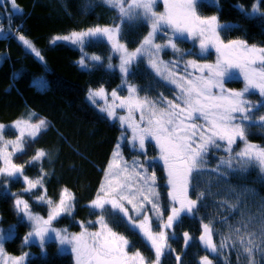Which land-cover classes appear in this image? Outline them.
<instances>
[{
    "label": "snow or ice",
    "instance_id": "6c2138e0",
    "mask_svg": "<svg viewBox=\"0 0 264 264\" xmlns=\"http://www.w3.org/2000/svg\"><path fill=\"white\" fill-rule=\"evenodd\" d=\"M158 2L159 0H99L100 4L116 13L111 24L72 31L68 35L55 36L50 41L52 44L57 41L70 42L83 48L86 39H104L112 51L119 53V63L115 65L111 63V56L104 58L95 54L82 56L78 63L81 68L102 66L107 70L119 69L121 85L118 88H125L128 96L121 98L117 89H113V103L100 108V111L109 119H118L121 127L127 124L131 128L130 146L143 154L144 160L137 157L129 165L123 161L119 151L120 144L117 143L113 158L105 169L104 182L101 183L96 198L89 203L91 209L98 210L97 220L89 221L99 224L98 231L90 232L83 224V230L78 234L70 233L66 228L52 226L53 221L61 215H71L74 208V197L67 188L62 190L58 202L46 198V194L36 198L38 202L49 205L47 219L33 214L27 201L16 199L14 207L24 213L21 221L27 219L31 222L32 230L24 237V241L38 243L43 255H46V242L54 241L57 243L58 254L68 251L69 248L65 246H70V251L75 255V264H160V258L166 250L174 251L168 240L170 236H175V232L166 230L179 224L182 216H194L198 212V203L203 202L206 197H214L223 187L224 191L235 195L236 202L230 204L225 199L219 203L227 205L229 211L234 212L240 209L248 197L258 195L255 188L247 185L240 186L238 191L237 186L225 183L230 175L238 174L243 177L250 168H256L257 179L264 183V146L248 140L252 127L264 129V115H255L264 107V48L249 46L243 40L224 43L219 37V30L230 25L220 24L216 15L200 16L196 11L198 0H163L162 12L155 10ZM208 2L210 6L218 7V0ZM9 4L11 10L22 11L16 6L15 0H0V8ZM258 4L259 0L252 6L251 13L246 15L260 14ZM86 7L94 8L95 4L89 2ZM237 7L240 11H245L242 6ZM3 18L8 19L11 24L10 15ZM140 24L147 26L148 31L134 49H129L127 43L122 42L125 26L132 29ZM9 34H12L10 27L7 34L0 29V38H7ZM157 36H161L164 42L157 43ZM187 37H199L200 54L207 52L210 45L214 46L220 54L216 62L197 64L194 59L185 60L186 55L197 54L178 47L177 40ZM15 38L22 42L26 52L43 61L40 52L29 39L24 35ZM169 49L175 59L166 61L161 58L160 53ZM142 61L152 75V79L144 86L128 80L133 66H138ZM181 66L183 75L180 74ZM188 67L199 69L201 73L205 69L208 71L204 75L189 78ZM232 69H239L243 76L244 86L241 90L225 87L226 80L237 78V73ZM160 82L175 85L179 93L172 99L165 97L162 92H158L155 97L150 96L148 93L157 89ZM214 89L218 91L214 92ZM252 90H258L262 98L260 102L253 103L245 98ZM141 92L144 95L141 96ZM97 97H107L103 86L89 90L87 98L94 105ZM116 100H119L118 105ZM116 107L126 108L128 115L117 117ZM137 110L140 112L139 121L133 115ZM34 115L29 113L27 119L17 120L13 125L0 124V159L4 163L0 167V176L13 179L22 177L28 185L25 192L41 187L46 175L42 170L41 176L30 179L24 175L23 164L12 162L13 155L23 154L26 145L49 127L45 119L32 123ZM8 127L18 130L15 140L4 138V130ZM120 139H126L124 132ZM237 140L242 146L235 150L233 145ZM146 141H154L159 148V160L163 162L167 184L170 186L168 195L171 204L166 220L159 203L160 193L156 189L154 161L157 157L147 155ZM9 145L12 146V151H8ZM219 151H223L225 155L215 156ZM210 152L216 159V164L212 167H209ZM48 156V152L38 149L25 163L32 164ZM150 168L152 171H149ZM214 184L216 192H213ZM190 187L195 199L188 194ZM146 205H151V208H146ZM244 207L247 208L246 203ZM148 211L157 219L158 231L153 230L152 217L147 214ZM118 219L142 235L154 250V259L148 260L139 250L128 253L129 239L110 226ZM215 219L213 217L208 223H202L203 232L199 240L204 248L215 257H220L225 250L231 249L236 253V264H260V260L254 257L264 259V197L259 201L258 215L251 211H241V219L235 225L228 224L227 216L221 217L228 227L227 234L213 227ZM214 233L220 236L218 242L213 239ZM12 234L11 230L7 234L0 230V264H8V260H11V264H24L25 258L30 255L24 253L19 257L5 259L3 240L10 238ZM182 237L184 246L187 247L193 237L188 232H183ZM176 260L179 262L180 256ZM199 264H213V260L204 255L199 258ZM224 264H229L228 260Z\"/></svg>",
    "mask_w": 264,
    "mask_h": 264
},
{
    "label": "trees",
    "instance_id": "16d2710c",
    "mask_svg": "<svg viewBox=\"0 0 264 264\" xmlns=\"http://www.w3.org/2000/svg\"><path fill=\"white\" fill-rule=\"evenodd\" d=\"M91 2L94 8H87ZM20 13L14 15L6 12V7L0 8V24L12 27V34L7 38H0V124L10 125L21 119H27L29 113H34L31 122L36 123L39 119H45L49 123L46 131H41L34 141L27 144L23 154H15L12 162L24 165V173L30 179H36L46 173L43 185L47 191V196L52 201L59 200L63 189L67 188L74 194L75 212L72 217L62 216L55 220L54 225L58 228L67 227L70 230L74 227L76 217L87 218L98 217V211L91 210L88 204L95 196V185L100 183L113 152L119 142L121 133L131 129L124 126L118 119H109L106 114L100 111L98 105H93L87 98L90 89H98L101 86L111 92L113 89L120 91L122 95L127 94V90L121 85V73L119 69L107 70L102 66L92 68H81L78 61L85 54H96L107 58L111 55V48L108 42L91 39L87 41L81 49L73 44L50 41L55 36L68 35L72 31L85 30L94 25H108L112 23L116 15L114 11L99 3V0H15ZM257 0H218V7L210 6L208 0H200L196 4L197 13L202 17L216 15L220 24H227L230 27L219 30V37L224 43L234 40L246 41L249 46L255 45L264 48V0H259V13L254 16L246 15L251 13L252 6ZM161 5V3H160ZM240 5L245 10L240 11ZM11 7V5H10ZM83 9V10H82ZM11 16V24L3 16ZM148 31L147 26H139L129 29L125 26L122 42L127 43L129 49H134L139 40ZM24 35L29 39L34 47L40 52L43 61L38 60L34 54L26 52L22 42L15 36ZM159 40H163L159 36ZM177 45L181 49L197 53L196 55H186L185 60L198 59L200 61H213L208 58H201L199 49L192 47L187 39L177 40ZM171 54V52H166ZM214 54V53H213ZM173 55V54H172ZM161 56V55H160ZM175 59L171 57L170 60ZM116 64V58L112 59ZM105 59V63H107ZM87 63V62H86ZM210 64V63H197ZM191 68V67H190ZM192 69L194 76L201 73L199 69ZM152 79L150 70L145 62H140L138 66H133L132 74L128 80L144 86ZM158 92H162L168 99L173 98L174 89L165 82H160L157 89H153L148 94L155 97ZM140 95H144L143 92ZM247 99L253 103L261 101L258 90H252ZM139 121L140 112L135 111ZM133 114V115H134ZM134 118L136 120V117ZM256 116L264 115V107H261ZM4 137L15 139L17 131L11 127L5 128ZM248 140L264 146V129L252 127ZM149 144V153L157 155L158 150L152 142ZM125 143V152H132V149ZM241 142L233 147L238 150ZM38 149H43L49 153L48 157L32 164L25 163L30 160ZM128 150V151H127ZM143 155V154H142ZM222 152H216L215 156H223ZM130 156V155H129ZM212 167L216 164V159L212 153L208 157ZM160 161V160H159ZM3 160L0 159V167H3ZM154 169L158 177V189L163 207L170 208L169 186H166L167 176L164 166L154 162ZM258 170L250 168L248 173L241 177L230 175L225 183L237 186L247 185L255 188L258 195L248 197L240 209L230 212L227 205L219 202L227 199L230 204L236 202L235 195L224 191L223 187L214 197H206L203 202L197 205L198 212L194 216L184 215L179 224H174L175 236L170 239V246L174 251L166 252L160 264H199V258L208 255L213 260V264H224L228 260L229 264H236V253L231 249L225 250L220 257H215L209 253L199 240L203 232L202 223H208L215 217L213 227L224 234L228 233V227L222 222L221 217H228V224L235 225L241 219V211H251L259 214V201L264 197V183L258 179ZM5 176H0V216L3 227H14V235L6 242L9 251L15 255L23 254L29 247L37 248L34 245L24 244V236L30 228L29 223L21 221V214L14 207L15 196L11 191L21 194L25 185L20 178H10L6 182ZM6 182L7 186L4 185ZM10 190L6 191L5 188ZM23 189V190H22ZM42 191L41 187L35 191L36 194ZM213 192H216V185H213ZM190 196L195 199V195L190 187ZM32 197V195H31ZM35 202V200H33ZM247 204V208L244 204ZM34 204L32 208L47 215L46 205ZM82 211V212H81ZM203 218V220L201 219ZM112 226L124 234L130 240L129 251L142 250L148 260L154 259V250L147 244L138 231H133L123 220H117ZM183 232H188L193 239L188 246H184ZM214 241H219L220 236L213 234ZM38 249V248H37ZM39 252V249H38ZM41 255V254H39ZM180 256V261L176 257ZM264 264V259L259 256L254 257Z\"/></svg>",
    "mask_w": 264,
    "mask_h": 264
},
{
    "label": "rangeland",
    "instance_id": "374dc122",
    "mask_svg": "<svg viewBox=\"0 0 264 264\" xmlns=\"http://www.w3.org/2000/svg\"><path fill=\"white\" fill-rule=\"evenodd\" d=\"M198 1H200V0H198ZM160 3H161V5H160ZM15 4H16V3H15ZM16 6L19 7L18 5H16ZM5 7H6V12H8L9 14H12V15H14L15 13H20V12H21V11H20V12H15V11L11 10L10 4H9V5H5ZM19 9H21V8H19ZM155 10H156L157 12H162V11H164L163 0H159V2H158L157 5H156ZM21 13H22V12H21ZM199 15L202 16L200 13H199ZM9 27H10L11 32H12L13 30H12V27H11L10 25L4 26V25H1V24H0V29H3L5 34L9 33ZM186 39L189 40V42L191 43L192 47H197V48L199 49V37H187ZM89 40H91V39H86V42L89 41ZM95 40H103V41H106V40H104V39H95ZM57 42H63V43L71 44L70 42H65V41H57ZM86 42H85V43H86ZM106 42H107V41H106ZM156 42H157V43H163L164 40H159V36H157ZM108 44H109V43H108ZM71 45H72V44H71ZM84 45H85V44H84ZM84 45H83V47H84ZM73 46H75V47L81 49L82 52H83V48H81L80 46H78V45H74V44H73ZM168 51L171 52V50L169 49V50H166V51H163V52L160 53L161 58L164 59V60H166V61H167V60H170L171 57H173L172 52H171V54H167V53H166V52H168ZM83 53L85 54V57L93 55V54H89V53H86V52H83ZM213 53H214V54H213ZM95 55H96V54H95ZM219 55H220V54L216 52L215 47L212 46V45H210L208 51L205 52V53H203V54L201 55V58H203V56H204L205 58H208V60H213V61H200V60H198V59H194V60H196L197 63H210V64H214V63L216 62V60H217V58H218ZM110 56L112 57V59L116 58V62H117L116 64L119 63V59H118V57H119V53H116V52H114V51L111 50V55H110ZM112 59H111V63L114 64V62H113ZM85 62H88V61L86 60ZM114 65H115V64H114ZM232 71L235 72V73H237V78L234 79V80H226V81H225V87L228 88V89H232V90H241V89L243 88V86H244L243 76H242V74H240L239 69H232ZM187 72L190 74L189 78H193V77H195V76L191 73V72H192V69H191L190 67H188ZM180 74H181V75L184 74V70H183V67H182V66H181V69H180ZM168 86H170L171 88L174 89L173 97L179 93V89H177L175 85L168 84ZM104 89H105V88H104ZM92 90H96V89H92ZM105 91H106V93H107V97H106V98H105V97H97V98H96V100H97L96 105H98L100 108L106 107L107 105H110V104L113 103V98L111 97V92H109L107 89H105ZM213 91H214V92H217L218 90L214 89ZM117 92H118V95H119L121 98H124V97H127V96H128V92H127L126 95H122V94L120 93L119 90H117ZM249 94H250V93H249ZM249 94H246V97H245L246 99H247V97H248ZM115 103L118 105V104H119V100H116ZM115 111H116V115H117V117H119V116H127V115H128V112H127V109H126V108L116 107ZM137 111H138V110H137ZM134 115H135V114H134ZM135 117H136V120H137V116H136V115H135ZM146 118H147V117H146ZM137 121H138V120H137ZM15 122H16V121H15ZM118 122L120 123L119 120H118ZM197 123H202V121H197ZM13 124H14V122H13L12 124H10V125H13ZM127 128H129V127L127 126ZM123 129L125 130L126 127L124 126ZM129 129H131V128H129ZM14 130H15V129H14ZM16 131H17V133H18V130H16ZM131 131H132V130H131ZM123 132H124L125 135H126V139H124V140L119 139V142H118V143L120 144V149H119V151H120V153L122 154V159H123V161H126V162H128L129 165H131V163H132V161H133L134 158H137V157H138L140 160H144V155H142V154L139 153L138 151L134 150V149L130 146L129 141L131 140V135H132V133H131V134H130V133H127L128 131H123ZM18 134H19V133H18ZM3 135H4V134H3ZM120 137H121V136H120ZM4 138H5V137H4ZM5 139H6V140H15L16 138H15V139H7V138H5ZM127 140H128V143H129V145H127V146L130 148L129 150L132 149V152H131V153H130V152H127V154H126V152H125V143L127 142ZM148 142H152V143L154 144V146H156L154 141H146L145 148H146V151H147V155L150 156V157H157V159H156L154 162H158V163H161V164L163 165V162H162V161H159V148L156 146V148H157V150H158L157 155L150 154V153H149V144H148ZM238 143H240L239 140H237L236 144L233 145V147L236 148V146L238 145ZM255 144H258V143H255ZM258 145H260V144H258ZM8 151H12V146H11V145H9V147H8ZM127 151H128V150H127ZM219 152H222V153L225 155V153H224L223 151H219ZM210 153H211V152H210ZM129 155H130V156H129ZM12 157H13V156H12ZM112 158H113V155H112ZM112 158H111V159H112ZM3 166H4V165H3ZM149 171H152V168H150ZM155 172H156V170H155ZM165 174H166V171H165ZM24 175H26V174L24 173ZM104 175H105V172H104L103 176L100 178V183H99V184H96V185L94 186V187H95V196L92 197V199H95V198H96V194H97V192H98V190H99V188H100V185H101V183L104 182ZM26 176H27V175H26ZM166 176H167V175H166ZM156 177H157V172H156ZM5 178H7V179H6V182H8V180L10 179V177H5ZM20 179L22 180V183L25 185V188H27L28 185L23 181V178L20 177ZM6 182H4V185H5V186H7ZM158 183H159V182H158V177H157V179H156V189H157V191L159 192V189H158ZM166 186H167V187L169 186V185L167 184V182H166ZM41 188H42V191H41L40 193H37V194H36L35 191L38 189V187L32 189L30 192H25V191H24V192H22L21 194H18V193H15V192L11 191V194H12V195H13V193L17 194V195H15V200H16V199H21V200L27 201L28 204H29V209L32 211L33 214H38V215L44 217L45 219H47V215H48V213H47V215H44V214H42L40 211H38V210H34V208H32V206H34V204L39 205L38 209L40 208V206H42V205H46V208H47L48 211H49V205H47L46 203L38 202V200L36 199L38 196H40V195H45V194H46V198H48V196H47V191L45 192V187H44V185H42ZM169 188H170V186H169ZM5 190H6V191H9L10 188H9V187H6ZM22 190H23V189H22ZM188 194H189V196H190V188H189V193H188ZM31 195H32V197H31ZM73 197H74V194H73ZM190 197H191V196H190ZM169 198H170V197H169ZM48 199H49V198H48ZM74 199H75V198H74ZM33 200H35V202H34ZM170 200H171V198H170ZM58 201H59V200H55L54 202H58ZM89 203H90V202H89ZM89 203H88V204H85V206H87L88 208H90V207H89ZM159 203H160L161 210L163 211V214H164V219L166 220L167 215L169 214V210H170V208L166 209L165 207H163L162 202H161L160 195H159ZM177 206H178V205H177ZM21 207H22V205H21ZM75 207H76V205H75V203H74V208H73V210H72L71 215L63 214V215H61L60 217H62V216L72 217L73 214H74V212H75ZM128 207L130 208V206H128ZM146 208L150 209V208H151V205H146ZM90 209H91V208H90ZM17 210L19 211V209H17ZM91 210H93V209H91ZM95 211H98V210H95ZM19 212H20V211H19ZM81 212H82V211H81ZM20 214H21L22 217L24 216V213L20 212ZM130 214H132V213L130 212ZM147 214H148L150 217H152V228H153V230H154V231H158V230H159V229L157 228V223H158V221H157V219L154 217V214H153L151 211H148ZM60 217H59V218H60ZM59 218H58V219H59ZM58 219H57V220H58ZM24 220H25L26 222H28V223H29V226H30V228H29V229L27 230V232L25 233V236H26L27 233H28L29 231L32 230V228H31V222L27 221V219H24ZM96 220H97V219L94 220V217H93V216H90V218H87V215H86L84 218H80V219H79L78 217H76V218L74 219L75 225H74V227H73L71 230H70L69 228H67V227H62V228H66L70 233H77V234H78V233H80V232L83 230L82 227H81V225L83 224L85 227H87V230L90 231V232H92V231H98V230H99V227H100L98 223H89V221H96ZM54 222H55V220L53 221L52 226L55 227V228H58V227H56V226L54 225ZM160 223H162V221H160ZM110 226L113 227L112 224H111ZM62 228H58V229H62ZM113 229H114L115 231H117L114 227H113ZM0 230H2V232H3L4 234H7V233L11 230V232L13 233V234L11 235V237H13V235H14V227H13V226H11V227H3V226L1 225V216H0ZM166 231L173 232V230H166ZM117 232L120 233L119 231H117ZM120 234H122V233H120ZM122 235H124V234H122ZM140 235H141V234H140ZM25 236H24V237H25ZM124 236H125V235H124ZM141 236H142V235H141ZM11 237H10V238H6V239L3 240V248H4V252H5V259H7V257H19V256L23 255L24 253H30V255L27 256V257L25 258L24 264H75V255L70 251V246H65L66 248H69L68 251L64 252L63 254H58V252H57V243L54 242V241L46 242V244H45V246H44V252H46V255H43V254H42V250H41V248L39 247L38 243H25V241H24V244H25V245H27V246L34 245V246H36V247L39 249V252H38V249H37V248H31V247H29V248H28L23 254H21V255H15V254H13L14 252H11V251L8 250L7 245H6V242H7L8 240H10ZM125 237H126V236H125ZM172 237H173V236H170V238H169V240H168V244H170V239H171ZM126 238H127V237H126ZM129 241H130V240H129ZM147 244L149 245L148 242H147ZM129 246H130V245H129ZM129 246H128V248H127V251H128L129 254H132L133 252H130V251H129ZM149 246H150V245H149ZM139 251L141 252V254H142L143 256L146 257V255L143 253L142 250H139ZM166 252H168V250H166L165 253H166ZM165 253H164V254H165ZM39 254H41V255H39ZM164 254H163V255H164ZM163 255H162L161 258H160V263H161V260H162ZM8 264H11V260H8Z\"/></svg>",
    "mask_w": 264,
    "mask_h": 264
},
{
    "label": "crops",
    "instance_id": "0c3cea01",
    "mask_svg": "<svg viewBox=\"0 0 264 264\" xmlns=\"http://www.w3.org/2000/svg\"><path fill=\"white\" fill-rule=\"evenodd\" d=\"M82 56H83V54H82ZM81 59V58H80ZM80 65V64H79ZM84 69V68H83ZM93 104V103H92ZM94 105V104H93Z\"/></svg>",
    "mask_w": 264,
    "mask_h": 264
}]
</instances>
